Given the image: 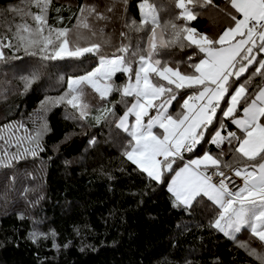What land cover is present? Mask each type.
I'll list each match as a JSON object with an SVG mask.
<instances>
[{"label": "trees", "instance_id": "1", "mask_svg": "<svg viewBox=\"0 0 264 264\" xmlns=\"http://www.w3.org/2000/svg\"><path fill=\"white\" fill-rule=\"evenodd\" d=\"M225 2L214 0L218 7L195 9L200 14L188 21L187 26L218 37L234 24L226 15ZM139 3L140 0H51L46 16L53 29H70V47L99 43L102 53L110 57L119 54L121 43H128L121 32L128 33L133 43L142 35L128 32L125 27L127 21H139ZM82 6L94 7L107 19L97 20L95 14L85 12L92 30L78 27ZM13 8L19 11H12ZM38 11L29 0H0V36L11 38L18 24L34 25L26 13ZM161 16L167 18L168 12L162 11ZM47 31L46 27L45 34ZM194 51V46L173 47L166 50L165 59L171 62L169 66L178 65L182 72H191L187 57ZM3 53L0 153L6 149L16 159L11 167H0V264H259L240 246L247 243L257 251H264L248 231H242L232 240L209 226L215 210L206 197H197L190 208L176 206L178 202L167 189L175 172L165 170L162 182H157L123 155L125 140L130 138L112 121L96 123L93 117L100 115L97 109L105 102L90 88L84 97L90 105L86 119H78L75 110L66 104L52 103L67 91L70 77L98 66L97 57L86 54L82 59L44 61L39 56L27 55L22 48L16 51L6 47ZM261 56L262 53L257 59ZM195 59L198 61L199 57ZM36 70L39 78L26 89L22 77ZM113 80L123 85L127 77L118 72ZM260 82L259 77H252L249 91ZM194 91L178 90L177 100L182 104L181 97L187 98ZM109 99L118 101L120 96L114 92ZM228 99L226 96L221 101L222 108ZM115 111L122 115L124 105L117 103ZM182 111L173 101L169 112L175 116ZM237 115L242 116V110ZM217 117L224 120L228 130L239 134L219 110ZM45 125L47 132L41 141L44 150L33 156L25 148L34 145L22 138L34 135ZM222 135H226L223 130ZM92 139L95 143H90ZM18 140L19 145L15 143ZM222 147L226 151L227 143ZM204 150L220 151L215 145H203V148L198 145L193 153H184V160H177L173 168L177 171L188 159L202 156ZM33 233L39 234L36 242Z\"/></svg>", "mask_w": 264, "mask_h": 264}, {"label": "snow or ice", "instance_id": "2", "mask_svg": "<svg viewBox=\"0 0 264 264\" xmlns=\"http://www.w3.org/2000/svg\"><path fill=\"white\" fill-rule=\"evenodd\" d=\"M29 3L39 10L26 13L34 25L18 24L11 38L0 36V60L4 59L6 47L16 51L22 48L27 55L39 56L44 61L82 59L86 54L97 57L98 66L83 75L70 77L67 91L52 103L66 104L75 110L78 119H86L90 105L84 97L88 94L86 89L90 88L105 102L97 109L100 115L93 117L96 123L112 121L130 138L125 140L123 152L128 160L157 182H162L165 170L175 172L168 190L178 202L176 206L183 204L190 208L197 197H207L215 210L214 218L209 221L211 228L232 240L242 231H248L264 249V56L257 59L264 53V0H226V15L234 24L215 38L187 26L188 21L197 19L200 14L195 9L209 5L218 7L214 0H167L166 4L163 0H140L139 21H127L125 27L128 32L142 35L133 43L128 33L121 32L128 43H121L117 49L119 54L110 57L102 53L99 43L70 47V29H53L48 25L46 12L51 0H29ZM12 11L19 10L13 8ZM162 11L168 12L167 18H162ZM85 12L95 14L97 20L107 19L94 7L82 6L77 26L90 31ZM193 46L196 51L187 57L191 72H182L178 65L169 66L166 50ZM253 65L256 66L252 73L233 88ZM118 72L127 77L123 85L113 80ZM230 77H234L231 82ZM252 77H259L261 82L249 91ZM38 78V70L22 77L25 88L31 87ZM181 89L195 90L187 98L181 97L182 104L177 100ZM114 92L120 96L118 101L109 99ZM226 96L229 99L222 108L221 101ZM173 101L184 110L175 116L169 112ZM117 103L125 107L122 115L115 111ZM218 110L236 126L239 134L227 129L224 120L217 117ZM238 110H242V116L237 115ZM129 117H134V122H130ZM222 130L226 135H222ZM46 132L45 125L34 135L23 137L34 145L25 151L33 156L43 151L41 141ZM202 142L215 145L220 151L204 150L202 156L188 159L176 171L173 168L176 161H183V154L193 153L198 145L203 148ZM15 143L19 145L20 141ZM225 143L226 151L222 147ZM225 156L231 158L225 160ZM15 159L16 155L5 149L0 153V167H11ZM232 174L241 183L232 180L230 187L226 180L231 179ZM213 176L222 179L213 181ZM32 237L36 242L39 234L33 233ZM240 246L259 264H264V251H257L247 243Z\"/></svg>", "mask_w": 264, "mask_h": 264}, {"label": "built area", "instance_id": "3", "mask_svg": "<svg viewBox=\"0 0 264 264\" xmlns=\"http://www.w3.org/2000/svg\"><path fill=\"white\" fill-rule=\"evenodd\" d=\"M185 153H187V152H185ZM212 179H213V181H216L218 179H222V177L221 178H218L216 176H213ZM232 180H235L237 183H241V181L239 180V178L238 177H235L234 174H232L231 179L226 180V183H228L230 187L232 186Z\"/></svg>", "mask_w": 264, "mask_h": 264}, {"label": "rangeland", "instance_id": "4", "mask_svg": "<svg viewBox=\"0 0 264 264\" xmlns=\"http://www.w3.org/2000/svg\"><path fill=\"white\" fill-rule=\"evenodd\" d=\"M242 18V17H241ZM234 78V77H233ZM191 103V102H190ZM197 103H199V101L197 102ZM150 114H152L151 113V110H150ZM129 121L130 122H134V117H129ZM147 121V118H145V122ZM154 131H162V130H159V129H154ZM196 158H198V157H195V158H193V159H196ZM188 161V160H187ZM187 161H185V163L187 162ZM185 163H183L178 169H177V171H179V169L181 168V167H183L184 166V164ZM172 179H174L175 178V173L173 174V176L171 177ZM172 179L170 180V182L172 181ZM207 198V197H206Z\"/></svg>", "mask_w": 264, "mask_h": 264}, {"label": "crops", "instance_id": "5", "mask_svg": "<svg viewBox=\"0 0 264 264\" xmlns=\"http://www.w3.org/2000/svg\"><path fill=\"white\" fill-rule=\"evenodd\" d=\"M262 55L264 56V53H262ZM185 163V162H184ZM203 167V166H202ZM172 179V178H171ZM170 179V180H171ZM170 180H169V182H168V184H167V189H169V187L171 186V182H170ZM169 191V190H168ZM170 192V191H169ZM171 193V192H170ZM171 195L173 196V194L171 193ZM174 197V196H173ZM174 199H175V197H174ZM181 205H183V204H181ZM184 206V205H183Z\"/></svg>", "mask_w": 264, "mask_h": 264}]
</instances>
